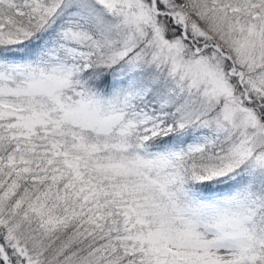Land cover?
<instances>
[{
    "label": "snow or ice",
    "instance_id": "obj_1",
    "mask_svg": "<svg viewBox=\"0 0 264 264\" xmlns=\"http://www.w3.org/2000/svg\"><path fill=\"white\" fill-rule=\"evenodd\" d=\"M0 264H264V0H0Z\"/></svg>",
    "mask_w": 264,
    "mask_h": 264
}]
</instances>
